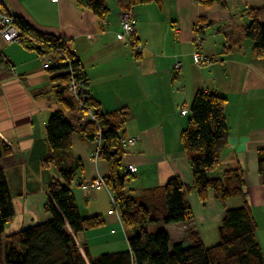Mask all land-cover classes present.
I'll return each instance as SVG.
<instances>
[{
	"label": "crops",
	"instance_id": "crops-1",
	"mask_svg": "<svg viewBox=\"0 0 264 264\" xmlns=\"http://www.w3.org/2000/svg\"><path fill=\"white\" fill-rule=\"evenodd\" d=\"M222 1L208 7L198 0H161L160 6L155 2L134 5V31L125 38L120 36L124 8L117 0H107L109 11L103 20L72 0H3V3L10 13L22 17L32 27L67 42L83 65L88 78L87 91L100 102L102 111L125 108L123 137L136 139L134 145H123L126 153L122 158L124 171L127 165L135 167L130 182L132 194L140 195L144 189L161 186L173 176L189 187L186 198L192 219L158 226L167 230L172 242L180 241L187 227L194 225L206 246L207 241L215 244L225 209L243 203L241 197L216 199L212 191L202 200L190 188L193 183L190 156L181 132L187 126L192 99L200 90L224 96L228 143L210 175L220 176L224 170L238 167L243 170L245 201L255 220L264 255V182L257 166L258 150L264 149V58L253 56L251 41L246 38L233 50L224 49L229 44L224 32L244 26L239 19L247 17L244 10L264 8V2ZM0 50L13 63L12 69L0 68V142H6L11 150L1 164L11 194L17 188L22 195L36 193L39 189L29 191L26 184L17 181L23 174L31 176L27 170L37 167L42 177L41 159L48 151L45 125L53 111L62 109L54 95L58 82L52 81L55 72L40 67L42 59L35 51L5 42L1 37ZM196 51L201 55L200 63L193 60ZM177 62L180 67L176 69ZM88 118L85 116L81 123ZM96 146L95 140H84L79 133L72 136V153L83 164L80 181L103 178L109 173L105 160L92 157ZM78 184L80 200L90 209L85 215L80 214L102 215L104 223L79 232L77 243H84L88 250L91 242L96 247H114L94 252L96 255L127 249V237L137 227H129L131 231H127L118 207L113 210L112 190L104 185L85 195ZM44 188L45 184L41 189ZM102 192L106 199L100 195ZM74 196L79 209L81 203L76 193ZM12 203L14 210V199ZM34 214L27 211L11 232L20 229V225L37 222L40 217ZM114 223L120 225L123 235L121 240L116 237L109 242L104 238L112 235L106 234V230ZM9 224L5 229L8 230Z\"/></svg>",
	"mask_w": 264,
	"mask_h": 264
},
{
	"label": "trees",
	"instance_id": "trees-1",
	"mask_svg": "<svg viewBox=\"0 0 264 264\" xmlns=\"http://www.w3.org/2000/svg\"><path fill=\"white\" fill-rule=\"evenodd\" d=\"M92 11L103 20L109 6L107 0H72ZM123 12L132 11L134 29V5L161 0H117ZM210 6L222 0H198ZM0 6L8 11L3 0ZM9 12V11H8ZM122 12V13H123ZM121 13V14H122ZM21 35L18 40L25 49L35 50L47 57L44 63L55 72L52 81L54 95L62 109L53 111L45 125L48 151L41 165L50 164L57 169L46 187L44 203L48 219L22 227L5 236L7 222L13 216L12 195L1 164L11 150L0 142V264H264V255L256 235V223L245 201L244 174L238 168L226 169L220 176L212 177L210 171L218 165L222 149L228 143V127L224 106L225 97L217 92L200 90L195 93L187 126L181 137L190 156L193 188L198 196L206 199L208 191L219 200L241 197L242 205L227 208L218 228L219 239L206 246L198 229L188 226L180 241L172 242L165 225L192 219V210L186 193L189 190L179 177L173 176L158 187L144 189L142 194H132L129 186L133 175L124 171L122 158L126 153L123 125L126 119L124 107L104 112L100 102L86 89L88 78L83 65L67 42L52 33L42 32L17 14H13ZM244 14L249 22L239 29L224 32L228 45L225 50L239 46L242 38L251 41L252 54L264 58V8L247 7ZM223 49V50H224ZM13 63L0 50V68L12 67ZM70 81L76 82V94L68 91ZM88 120L81 123V119ZM79 133L84 140L96 141L98 158L105 160L109 173L103 177L104 184L112 190L113 210L119 209L125 226L137 227L127 237L128 248L103 252L91 257L87 245L80 248L76 236L79 232L101 226L102 215L82 216L75 201L73 181L83 171L80 158L72 153V136ZM258 172L264 182V149L257 153ZM81 182V178H77ZM155 224V225H153ZM163 224L162 228H158ZM86 256V258H85Z\"/></svg>",
	"mask_w": 264,
	"mask_h": 264
},
{
	"label": "rangeland",
	"instance_id": "rangeland-1",
	"mask_svg": "<svg viewBox=\"0 0 264 264\" xmlns=\"http://www.w3.org/2000/svg\"><path fill=\"white\" fill-rule=\"evenodd\" d=\"M263 2H264V0H263ZM244 16H246V15H244ZM239 19L241 21L240 22L241 26L247 24L245 22L249 21V19L247 17H241V18L239 17ZM12 43H18V42H12ZM18 44L20 46H22L20 43H18ZM22 48H23V46H22ZM25 50H27V49H25ZM31 51H35V50H31ZM38 57H40L42 59V60H40L41 61L40 67H43V59L45 58L44 60L46 61L47 57L44 56V58H43V56H41L40 54H38ZM28 62L29 61H27L26 63H28ZM6 68L12 69V67H6ZM45 71H47V70H45ZM186 117H188V115ZM39 169L40 168L37 167V168H34V169L31 168V170H27V171H29L31 173V176H30V174H26V175L23 174V176H22L23 178L17 181V184L18 183L26 184L28 186L27 188H28L29 191H32V190L35 191V190H38V189H39V191L36 192V193H26L25 195H22V193H20V191H21L20 188L14 189L12 191L11 195H12V200L14 199V204H15L14 205V210H15V212H13L14 213L13 216L8 221L10 223L9 226H8V230L5 229L4 232L2 233V236H5V235L8 234V232H11L12 230H15L16 227L20 224L21 220L24 219V217L27 214V211H29V210L34 211L35 212L34 215H36L37 217H40V219H38L37 222H34L31 225L39 223V222H42V221L48 219V214L45 211V206H44V203H45V200H46V187H47L48 182H50V179L53 176L57 175V169L56 168L54 169V166H52L51 164L49 166H44L42 168L43 169V172L41 174L42 177H40ZM128 173L132 174L133 172H129L128 171ZM79 176L80 175L77 174L76 178H74V181H73V191H74V193L77 194V196L79 195V190L77 189L76 181H78L77 178ZM24 180H27L26 183H24ZM36 181H37V183L34 184ZM44 184H45V188H44V191H43L41 188H42V186H44ZM129 186H132L131 183L129 184ZM33 187L35 189H32ZM137 192L138 191H135L134 193H137ZM100 195L102 197H104V199H106V196H104L105 195L104 192L100 193ZM78 198H79V201L81 203V205H79V210H80V212H82V215H85L86 214L85 212H89L90 209L89 208L88 209L85 208V206H84L85 205V201L83 202V200H80V195L78 196ZM110 203L111 202H109V204ZM12 205H13V203H12ZM109 207L111 208V204H110ZM24 212H26V213H24ZM153 225H155V224H153ZM161 225H163V224H161ZM27 226H30V225H22V226L20 225L19 227H21V228L24 227L25 228ZM126 228H127V231H129V232L131 231V230H129L128 226H126ZM112 229H113V231H110ZM110 233H111L112 236L104 238L105 240H107L109 242H112V241H115L116 237L120 238L121 234H122L120 225L118 223H114L113 225H110V227H108V229L106 230V234L110 235ZM120 240H121V238H120ZM207 242H209V244L207 246H210V244H211L210 242L211 241H207ZM83 244L84 243H80L79 244L80 248H82ZM111 248H114V247L106 246V245H102L101 247H96L91 242V245H89V252L88 253H89V255L91 257H94V256H97L94 252H102L103 250H111ZM105 252H109V251H105ZM85 258H86V256H85ZM86 262L88 264V258H86Z\"/></svg>",
	"mask_w": 264,
	"mask_h": 264
},
{
	"label": "built area",
	"instance_id": "built-area-1",
	"mask_svg": "<svg viewBox=\"0 0 264 264\" xmlns=\"http://www.w3.org/2000/svg\"><path fill=\"white\" fill-rule=\"evenodd\" d=\"M1 1V0H0ZM120 25L122 32L120 33V36L122 38H125V36H130L132 32L134 31L133 29V22H132V11H126L123 12L120 16ZM21 35V29L18 27L16 23V19L14 15H12L10 12L4 10L0 6V36L5 42L12 43V42H18L19 38ZM200 58L201 55L199 51H196L193 56V60L196 63H200ZM204 60H207L206 57H203ZM47 63H43V67H47ZM180 63L177 62L175 64V68H179ZM68 90L73 94H76L77 91V85L76 82L70 81L68 84ZM183 112V110H181ZM136 142V139L134 137L130 138H123L121 139V143L123 145H134ZM93 158H97V152L93 153L92 155ZM127 172H133L135 171V167L133 165H127L126 169ZM80 189L83 191L85 195H89L91 191L95 189H99L100 187L104 186V181L102 177H96L92 180L89 181H81L79 184Z\"/></svg>",
	"mask_w": 264,
	"mask_h": 264
}]
</instances>
